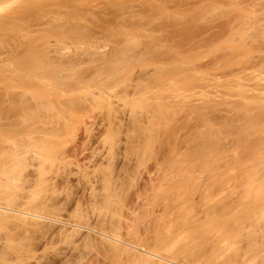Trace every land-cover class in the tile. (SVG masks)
I'll return each mask as SVG.
<instances>
[{
    "label": "bare ground",
    "instance_id": "6f19581e",
    "mask_svg": "<svg viewBox=\"0 0 264 264\" xmlns=\"http://www.w3.org/2000/svg\"><path fill=\"white\" fill-rule=\"evenodd\" d=\"M33 1L0 0V189L24 198L13 221L27 241L0 238V264H64L77 255L76 264H89L99 249L83 242L81 250L80 241L103 244L104 236L181 264H264V118L249 111L264 115V95L248 87L263 90L264 66L242 80L232 72L227 87L217 82L225 98L207 92L190 103L185 71L182 80L133 47L62 43L61 2ZM240 95L247 105L234 152L218 135L227 115L214 100ZM188 109L200 125L186 133ZM222 168L237 170L238 189L220 183ZM152 259L145 264H161Z\"/></svg>",
    "mask_w": 264,
    "mask_h": 264
},
{
    "label": "rangeland",
    "instance_id": "374dc122",
    "mask_svg": "<svg viewBox=\"0 0 264 264\" xmlns=\"http://www.w3.org/2000/svg\"><path fill=\"white\" fill-rule=\"evenodd\" d=\"M48 1V3H50V1L52 3L54 0ZM32 2L34 1L32 0ZM32 2L30 0V3ZM56 2H61L62 4H57L63 8L62 10L59 8L60 17L57 19V21L59 20L57 25L60 24V29H57V31L60 30L62 43L72 41L70 39L73 38L78 43L79 41H84V43L104 44L108 45L109 48L114 46L133 47V49L142 52L144 59L168 62L171 68L170 70H172L175 76H181L182 80L184 79L182 75H184V71L186 72V100L191 98L190 103H196L195 100H197L198 96L207 92L213 93L215 98L223 99L226 96L225 92L227 89L215 90L217 82H219L218 84L220 86L227 87L228 84L226 82L230 79V74H232V72H237L236 75L242 80L253 70V66L254 68H263L264 66V27H262L264 26V0H56ZM76 3L78 5L77 7L75 6ZM83 3H85V6L82 5ZM63 4L66 6H63ZM88 4H90V6L92 5V8L93 6L97 8H94L93 11L91 7H88ZM46 5L50 4L46 3ZM77 9H79L80 12H78L79 10ZM81 9L88 10V12L91 11L87 14L86 19H83V12H85V10L82 12L83 17L78 16V13L82 11ZM242 18L244 21L248 20L246 25H249L252 30L251 35L244 40L238 36V33L241 31L238 28ZM55 25L54 27L52 26L51 29L58 28ZM259 25L262 26L259 28ZM259 32L261 35H258ZM232 38H234V40ZM257 64L258 66L255 67ZM246 69L249 70L247 73H244ZM246 81H249L248 78ZM230 87L232 86H229V88ZM248 87L250 95L253 94L258 98L264 95V80L262 91H254L252 88L253 86L249 84ZM194 96L195 98L193 99L192 97ZM227 101L228 102L224 100H214V103L221 104L219 105L220 108H218L221 110V116L227 115L225 118L222 117L218 121V135L220 134L223 140L227 141V145L230 146H227L228 149L234 150L232 147L233 145L236 147L237 140L234 139L235 134L233 132L236 127L242 123L240 115H242L244 107L247 105V98L240 95L231 97V99ZM253 107L254 106H251V109H249V111L253 109L252 112H250V115H252L251 118L254 117L255 120L264 118V115H260V113H263L261 108L259 110V107ZM18 110L19 109L14 106L10 114H12V116H17L20 114V110ZM195 110H186V133H188L189 126L192 125L191 127L193 130H198L194 125H197L196 127L200 125V119L196 116ZM254 118L252 119L253 121ZM237 147L239 148V146ZM236 149L237 148H235V150ZM188 166L189 162L186 160V172ZM221 172L226 178L222 177ZM221 172L218 175V180L221 178V181L219 180L220 183L224 184L225 182L227 185L234 184V187L238 189L236 180H233V178H237L235 175L239 174L237 170H233L231 176L229 173H224L223 168ZM186 175H188V173H186ZM230 179H232V182H230ZM1 182L2 181H0V184ZM0 186H2V184ZM189 189L190 186L186 185V190L188 191ZM0 191L2 195L11 194L8 195L7 198L5 195L4 197L6 199L12 196L14 197V199L13 197L10 198V201L3 199L4 197L2 195V198L0 197V203H2L0 204V238H3L4 240H2H6L5 242H7L9 237L11 241L12 236L18 237L20 235V237H18L20 240L12 238V244L27 242L26 240L25 242H20L21 238L23 240L22 233L19 231L21 225L20 229H17L18 231L16 230V228H19V224H21L20 222L18 223L20 219L17 218L16 215H21L18 211L19 204L22 206L26 205L23 202L24 198L15 193V195H13L15 189L11 190L12 193H9L10 191L3 192L1 189ZM21 198H23V200H21ZM10 204L13 205V207ZM13 208L18 209L13 210ZM26 216L30 215L26 214ZM13 219L19 220H14V222ZM3 226L4 232L2 229ZM14 226H16V231L14 230ZM7 230L11 232L8 233ZM123 232H121L122 235L127 234ZM94 234L96 233H93V237L95 236ZM5 235L7 237H5ZM104 237L103 244L97 240L98 238L91 242L88 239L82 240V242L80 241L79 243L80 249L82 246L80 244L86 242L85 247L94 245L100 250L96 252L95 256L91 254V264H145L150 258L160 261L161 264H181L179 261L177 262L176 259L167 258L166 260L163 256H156L149 253L146 248L143 247H140L141 250H138L140 249L139 245L131 244L129 248V245H122L120 241L114 238ZM1 239L0 242L2 241ZM7 244L9 243L7 242ZM84 248L81 250L87 251L86 248ZM88 248H90V246H88ZM76 257L78 259L80 256L78 257L77 255ZM75 258L72 257L67 259L64 264H76L83 260L82 257V260L79 259L80 261ZM144 258L148 260L145 261Z\"/></svg>",
    "mask_w": 264,
    "mask_h": 264
}]
</instances>
